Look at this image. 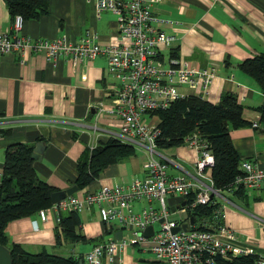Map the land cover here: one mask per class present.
<instances>
[{
	"label": "crops",
	"instance_id": "obj_1",
	"mask_svg": "<svg viewBox=\"0 0 264 264\" xmlns=\"http://www.w3.org/2000/svg\"><path fill=\"white\" fill-rule=\"evenodd\" d=\"M152 10L158 17V26L175 32L176 55L199 66H214L215 75L204 97L216 101L222 91L236 92L249 123L230 128L232 142L241 158L264 165V127L251 124L259 116L256 105L262 100V92L254 78L237 64L245 56L264 50V0H162L154 3ZM165 18L173 22H166ZM10 20L6 1L0 0V27L7 26ZM117 24L118 14L112 10L105 9L96 16L91 0H49L48 11L37 18L24 19L22 31L30 36L64 34L75 40L88 28H95L99 38L106 40L115 35ZM20 57L18 51L0 55V129L8 128L0 131V176L8 143L21 140L35 144L42 140L43 151L34 160L35 168L50 184L64 189L74 183L76 161L84 147L91 149L100 137L113 136L111 129L118 126L119 119L108 112L96 116L94 111L87 118L96 101H110L105 92L109 79L106 57L98 54L71 62L68 56L60 55L52 61L36 50L24 51L23 62ZM160 148H166L160 154L167 158L169 173L192 175L197 155L194 146L184 141ZM133 155L126 157L129 163L124 162L126 158L108 163L93 180L72 194L81 197L103 183H125L144 175L142 162ZM127 167L132 173L126 172ZM228 197L231 201L230 207L225 206L224 222L237 229L247 244L264 252V238L258 235V228L264 227V189L253 191L246 199L233 193ZM147 203L156 201L141 199L133 202V208ZM51 205L45 207L44 219L38 209L34 214L8 221V239L28 252L45 250L61 256H81V263L86 264L85 251L112 233L105 234L97 209L91 208L76 210L77 238L64 233L58 238L56 225L60 216L75 210L56 213ZM118 256L120 264H134V250L125 248Z\"/></svg>",
	"mask_w": 264,
	"mask_h": 264
},
{
	"label": "built area",
	"instance_id": "obj_2",
	"mask_svg": "<svg viewBox=\"0 0 264 264\" xmlns=\"http://www.w3.org/2000/svg\"><path fill=\"white\" fill-rule=\"evenodd\" d=\"M91 1L96 16L105 9L118 14L113 37L101 40L95 28H88L75 40L64 34L30 36L22 31L23 16L19 12L12 15L7 26L0 27V55L18 51L20 62L26 50L40 51L52 61L60 55L68 56L71 62L104 54L109 74L105 92L110 101H96L95 115L108 112L117 117L118 126L111 129L112 135L147 153L142 161L144 175L125 183H103L81 197L69 194L51 205L56 213L96 208L105 229H110L111 237L85 251V263L120 264L119 253L136 247L167 264H221L222 259L249 254L254 256L252 264H264V252L247 244L237 229L224 222L225 202L231 201L226 192L232 194L242 188L249 195L264 189V165L242 158L241 171L227 188L219 189L210 174L213 153L197 131L184 137L197 150L192 175L169 173L167 158L157 149V110L190 92L204 97L215 75L214 66H199L170 52L176 34L158 26L152 10V5L162 0ZM163 20L173 22L170 18ZM251 124L262 126L259 116ZM141 199L155 200L156 204L133 208V202ZM208 203L215 204L211 213L194 217L187 229L181 227L193 209ZM46 211L39 209L41 219ZM172 212L179 217L170 218ZM148 225L152 226L149 235L144 233ZM175 227L179 228L173 231ZM117 230L121 231L119 237Z\"/></svg>",
	"mask_w": 264,
	"mask_h": 264
},
{
	"label": "trees",
	"instance_id": "obj_3",
	"mask_svg": "<svg viewBox=\"0 0 264 264\" xmlns=\"http://www.w3.org/2000/svg\"><path fill=\"white\" fill-rule=\"evenodd\" d=\"M10 15L19 12L24 19L37 18L48 11L49 0H5ZM177 54L176 46L171 49ZM227 60V57H226ZM239 68L249 74L257 82L262 92V100L256 105L259 120L264 127V50L245 56L237 62ZM243 103L233 90L222 91L218 100L211 101L206 97L187 93L171 101L164 108L157 110L160 133L156 138L158 147H166L184 142V137L197 131L208 143L214 162L210 174L216 188L225 189L234 176L241 171V155L232 142L231 127L249 123L242 114ZM1 113V111H0ZM8 128H1L6 132ZM42 138L41 135L36 136ZM34 144L28 141H13L4 149L0 176V244L6 246L11 255L12 264H84L79 263L82 257L61 256L45 250L28 252L19 243L10 241L5 232L8 221L34 214L38 209L52 204L50 194L58 190L39 176L35 168L31 152ZM136 148L130 143L118 140L113 136L100 137L89 149L86 145L76 161L74 183L78 188L93 180L101 169L110 162L122 160L135 154ZM236 197L246 199L248 194L242 189L233 191ZM215 204L199 205L191 211L198 217L209 214ZM78 224L76 211H69L60 216L56 225V233L75 239L74 233ZM59 227V229H58ZM105 228V227H104ZM110 229H105V234ZM254 256L237 255L222 259L221 264H252Z\"/></svg>",
	"mask_w": 264,
	"mask_h": 264
},
{
	"label": "water",
	"instance_id": "obj_4",
	"mask_svg": "<svg viewBox=\"0 0 264 264\" xmlns=\"http://www.w3.org/2000/svg\"><path fill=\"white\" fill-rule=\"evenodd\" d=\"M94 111H95L94 106H91L90 110L88 112L89 114L87 115V118H89L91 113H93ZM42 151H43V142H42V140H38L35 142V144L33 146V150L31 152V155L33 158H40ZM77 188H78L77 184L73 183V184L66 186V188H64V189H58V190L51 192V194H50L51 202L52 203L56 202V201L60 200L61 198H64L66 195L72 194L73 192H75L77 190ZM182 204H184V201L182 202ZM193 219H194V216L190 215L189 220L184 221L181 224V227H183L184 229H187L189 223L193 222ZM178 228L179 227L173 228V231H175ZM151 232H152V226L148 225L144 229V233L149 235ZM120 234H121V231L117 230L116 236L119 237ZM79 263H81V260H79ZM0 264H12L10 251L6 246H4L2 244H0Z\"/></svg>",
	"mask_w": 264,
	"mask_h": 264
},
{
	"label": "rangeland",
	"instance_id": "obj_5",
	"mask_svg": "<svg viewBox=\"0 0 264 264\" xmlns=\"http://www.w3.org/2000/svg\"><path fill=\"white\" fill-rule=\"evenodd\" d=\"M157 149L159 151H161V150L165 151L166 148L157 147ZM155 155H158V154H155ZM134 156H135V158L138 161L142 162V160H144L147 157V153L145 152V150H143L142 148H140V147H138L136 145V152L133 155V158H134ZM124 162L129 163L128 158L124 159ZM127 171L129 173H132V171H131V169L129 167H127L126 172ZM138 175H141V174L138 173ZM226 194L228 196H230V194H228L227 192H226ZM225 206L226 207H230L229 202H225ZM249 208L251 209L250 206H249ZM178 217H179V214L177 212H172L170 214V218L177 219ZM258 229H259L258 235L261 238H264V227L260 226ZM134 264H167V263L166 262H162V261H158L155 258V256L153 255V253H151L149 251H143V250L135 247V250H134Z\"/></svg>",
	"mask_w": 264,
	"mask_h": 264
}]
</instances>
